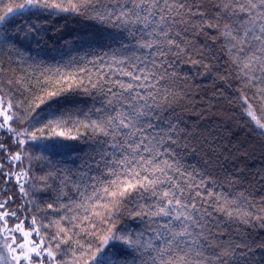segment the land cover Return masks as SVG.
I'll return each mask as SVG.
<instances>
[{
  "label": "snow or ice",
  "instance_id": "6c2138e0",
  "mask_svg": "<svg viewBox=\"0 0 264 264\" xmlns=\"http://www.w3.org/2000/svg\"><path fill=\"white\" fill-rule=\"evenodd\" d=\"M42 8L113 31L101 32L108 51L87 61L92 68L42 73L26 88L10 79L8 93L0 88V130L19 148L0 172L24 198L14 208L15 194L3 190L0 264H128L129 256L132 264H264V168L251 172L247 146L212 121V101L222 95L217 82L234 83L230 103L264 136V0H0V51L14 49L20 33L39 42L41 24L9 25ZM81 88L100 97L87 122L68 112L39 128L34 119L32 131L13 126ZM25 92L27 104L19 99ZM69 124L91 130L92 152L75 171L48 161L52 170L32 175V161L41 158L21 146L52 136L78 139L57 131ZM189 155L202 164L188 163ZM53 183L59 194L45 205ZM124 218L139 220L142 229L118 227ZM110 242L111 255L104 251Z\"/></svg>",
  "mask_w": 264,
  "mask_h": 264
},
{
  "label": "trees",
  "instance_id": "16d2710c",
  "mask_svg": "<svg viewBox=\"0 0 264 264\" xmlns=\"http://www.w3.org/2000/svg\"><path fill=\"white\" fill-rule=\"evenodd\" d=\"M19 2H23V0H19ZM50 2H55V0H50ZM26 22L41 24L46 31L41 32L42 38H39V42H37V39L31 38V36L25 39L23 33H20L14 40L16 45L14 49L9 50V48H5L0 51V65L5 68V72L0 76V79L4 81L3 84H0V88L3 89L4 93L9 92L6 83L10 79L23 80L24 87L26 88L29 82L35 85L36 78H41L42 73L47 78L49 72L55 73L57 70L62 74H75L85 66L92 68L91 65L87 64V61L93 59L96 53L108 51L106 46L103 48L100 46L101 42H104L101 40V32L103 31L106 35L107 32L113 31V29H104V26L85 16L72 12H59L56 9L43 8L32 9L31 12L26 11L22 17H17L9 25V28L14 30L17 26L23 25ZM197 83L203 87L209 85L210 81H197ZM236 88L237 85L234 83L229 87L228 83L217 82L216 91L222 93V95H218L212 101L215 104L212 121L221 129L222 135H226L233 143L247 146V150L250 153L247 160L249 170L256 172L264 168V136L260 134L259 130L245 123L241 119L239 112L234 110V105L230 103V100L235 96ZM27 96L28 93L25 92L19 99L27 104ZM57 99L59 100L58 104L49 102L51 103L50 108L48 104L41 105L40 108L35 109L31 113L30 119L13 126L19 128L21 131L25 128L32 131L34 129L30 125L34 119L38 118L41 121L40 124L35 125V128H39L44 123H47L48 120L58 118L61 114L68 112L74 114L73 120L78 118L87 122L85 115L94 107H100V97L95 96V94L88 95L82 88L65 93ZM66 100H70L71 103L66 102ZM92 118L95 119L96 116L93 115ZM184 118L189 123L195 122L197 119L191 113H185ZM77 128L79 129L78 131ZM61 130L66 135L77 136L78 139L72 140L52 136L50 139L28 141L27 144L21 146L26 148L34 157L41 158L32 161V175L40 176L52 170L48 161H52L59 168H71L75 171L82 160L95 147L90 129L79 126L73 127L69 124L64 129H57V131ZM45 136H51V134L46 131ZM16 139L13 134L0 130V143L5 144L7 149V151L0 150V164L5 166L2 172L8 171V153L14 154L16 151H19V148L15 144ZM20 139H26V137H20ZM225 143H227V140ZM187 162L198 166L202 164L201 158L198 155H189ZM19 163L15 162L12 165L13 171L18 169ZM24 164L27 165L28 161L25 160ZM241 167H243V164H241ZM2 172H0V199H6L3 196V190H6L9 195L15 194L16 199L13 204L15 208L18 204L24 202V198L19 195L15 181L5 183ZM58 194L57 185L53 183L52 190L43 194L44 204L46 205V203L55 200ZM64 202H67V198H64ZM21 218L23 219V217ZM56 218L58 217L54 214H49L48 216V220ZM48 220H44V223H48ZM28 222L27 220L25 221V227H27ZM10 224H12L11 221ZM118 227L129 231H139L143 225L139 220L134 221L124 218ZM33 238H36L35 235ZM112 243L110 242L109 247L104 249L109 255L116 251V248H111ZM115 243L117 248L123 250V245L119 242ZM128 264H132L131 256L128 257Z\"/></svg>",
  "mask_w": 264,
  "mask_h": 264
},
{
  "label": "rangeland",
  "instance_id": "374dc122",
  "mask_svg": "<svg viewBox=\"0 0 264 264\" xmlns=\"http://www.w3.org/2000/svg\"><path fill=\"white\" fill-rule=\"evenodd\" d=\"M260 152H262V150H260ZM0 192H1V189H0ZM12 226H13V224H10V222H9V227H12ZM17 236H18V239H19V235L18 234H17Z\"/></svg>",
  "mask_w": 264,
  "mask_h": 264
}]
</instances>
